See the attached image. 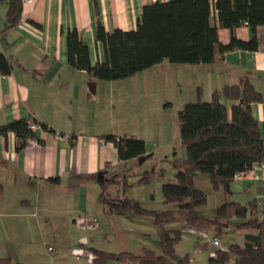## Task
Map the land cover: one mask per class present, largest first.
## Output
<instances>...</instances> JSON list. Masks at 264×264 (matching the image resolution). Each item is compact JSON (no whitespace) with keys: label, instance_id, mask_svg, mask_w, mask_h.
Instances as JSON below:
<instances>
[{"label":"crops","instance_id":"obj_1","mask_svg":"<svg viewBox=\"0 0 264 264\" xmlns=\"http://www.w3.org/2000/svg\"><path fill=\"white\" fill-rule=\"evenodd\" d=\"M169 1L174 0H39L22 5L20 22L10 26V0H0V53L14 63L11 74L0 75V122L29 119L38 125L36 144H29L22 152L16 150L13 133L0 136V260L9 259L12 264L32 259L33 264H93L76 258L77 248L101 249L113 242L108 231L115 223L112 215L104 212V195H118L121 178L127 174L130 181L139 163L152 157L155 148L145 142L143 156L124 162L103 136L141 138L135 130L130 132L120 125L126 112L125 97L139 81V93L144 97L148 78H155L146 71L159 69L167 62L125 80L98 81L69 64L67 37L71 31L78 32L95 66L106 60L105 46L97 39L99 25L109 33L134 31L144 7ZM212 24L218 27L220 43L229 44L233 33L219 27L216 10ZM234 35L243 41L253 36L247 25L236 29ZM257 37L260 45L256 52L232 51L210 65L188 69V65L168 67L173 66L170 68L182 74L181 78L188 73L198 79L200 73L207 83L201 88L208 99L216 90L237 84L244 77L264 93L263 26L258 27ZM252 112L257 121L264 123V102L253 104ZM118 122L120 126H116ZM43 124L55 132L42 129ZM261 165L255 164L245 177L222 187L227 201L247 205L254 200L256 217L262 221ZM94 221L98 227L89 229ZM138 224L154 225L150 218H142ZM34 240L45 243L43 252L32 249ZM47 246L54 251H47Z\"/></svg>","mask_w":264,"mask_h":264},{"label":"trees","instance_id":"obj_2","mask_svg":"<svg viewBox=\"0 0 264 264\" xmlns=\"http://www.w3.org/2000/svg\"><path fill=\"white\" fill-rule=\"evenodd\" d=\"M216 10L219 27L233 33L229 44L219 40L218 27L212 24ZM9 24L20 22L22 4L10 0ZM243 25L252 30L249 41L238 39L234 32ZM264 27V0H174L144 7L136 30L107 32L102 25L97 28V39L103 43L106 60L91 65L89 49L77 31L68 33L69 64L86 71L98 81L114 82L131 78L167 61L176 66L210 65L219 57L232 51L259 50L257 29ZM13 59L0 53V75L13 71ZM195 102H187L178 113L180 136L186 149V159L176 160V180L164 184L162 193L166 205H177L178 214L168 210H148L137 199L126 195L127 174L119 181L120 191L113 197L105 193L103 205L107 215L150 218L158 232L161 253L175 254L183 231L171 227L182 221L188 227L202 230L226 229L231 220L239 219L238 229L244 233L242 244H228L225 250L218 249L209 264H264V220L256 217L257 204L247 205L226 201L217 208L213 218L199 211L207 204L206 193L195 186L199 174L207 175L216 189L233 181L237 173H247L255 164L264 163V123L255 119L252 105L264 102V93L257 90L249 77L237 84L225 85L216 90L211 99H204L198 87ZM34 120L19 119L8 124L0 122V136H15L17 152L36 139L30 123ZM42 129L55 132L47 125ZM112 143L121 161H130L146 153V143L133 136L104 135ZM144 178L139 183H145ZM3 186L0 184V195ZM96 258L93 264H107L118 260L126 264H159L156 250L142 249L138 254H119L91 248ZM0 264H12L9 259ZM178 264H189L185 260Z\"/></svg>","mask_w":264,"mask_h":264},{"label":"rangeland","instance_id":"obj_3","mask_svg":"<svg viewBox=\"0 0 264 264\" xmlns=\"http://www.w3.org/2000/svg\"><path fill=\"white\" fill-rule=\"evenodd\" d=\"M168 65L173 64L167 62L159 69L146 71L149 77L152 78L153 75L155 78L153 81H149L148 78V88L145 87L142 93L144 97L139 93L140 81L134 83L133 92L128 89L129 92L125 97L126 104L124 106L126 112L121 120L123 123L120 125L129 128L130 132L135 130L138 133L137 136H140L152 148H155L152 157L148 158L146 162L142 160V163H139L141 166L137 167L136 165L137 170L128 181L126 195L131 199L139 197L143 207L148 210H168L178 214V206L166 205L162 193L164 184L173 182L171 180L176 178L175 161L185 160L187 156L180 136V123L177 112L186 100H188L187 102H195L198 93L197 88L203 87V85L205 87L207 83L201 79L200 73L197 75L198 79L188 73V75L186 74L181 78L182 74L170 68L173 66L168 67ZM188 67L191 66H187V69ZM128 88H130V85ZM205 90L207 91L208 88H205ZM206 95L204 98L209 101L210 99ZM120 125L118 122L116 126ZM144 178L148 181L140 184L139 182ZM195 186L206 193L207 196V204L199 212L207 218H213L217 208L227 201L224 187L219 186L216 189L212 180L205 174H199L196 177ZM111 217L115 224L112 226L113 230L110 229L108 234L111 235L113 242L106 243V245L104 243L105 246L101 247V250H111L107 252L116 254L121 252L138 254L142 248L156 250L159 264H178L180 260H185L189 264H209L210 258H213L216 250H218L212 243L213 239L220 241L224 247L228 244H242L244 241V233L238 229V225L242 221L237 218L231 220L229 230L221 228L217 230L215 228L214 230L195 229L179 221L171 227L181 228L183 231L182 238L176 246L175 254L164 256L160 250L158 232L154 225H139L138 222L141 219L137 217L117 215ZM145 233L149 234L148 237L144 236ZM78 243L81 244L80 241ZM31 246L34 251L42 250L43 252V249H45V243L40 242V240H34ZM48 247H46L47 251H49ZM120 248H122L121 252ZM77 250H79V247ZM75 257L77 258V256ZM32 260L24 261V264H33ZM48 264H50L49 261ZM107 264H125V262L113 259Z\"/></svg>","mask_w":264,"mask_h":264},{"label":"built area","instance_id":"obj_4","mask_svg":"<svg viewBox=\"0 0 264 264\" xmlns=\"http://www.w3.org/2000/svg\"><path fill=\"white\" fill-rule=\"evenodd\" d=\"M38 1L39 0H20L22 5H31V4H34V3L38 2ZM30 128H31L32 131L35 132L36 129L38 128V125L36 123H34V122H31L30 123ZM29 144H36V141L34 139L30 140ZM261 167L264 169V163H262ZM245 175H246V173H243V172L237 173L234 176V179H242L243 177H245ZM97 227H98V222H96V221H94L92 224L88 225L89 229H94V228H97ZM212 243L218 249L225 250V247L222 246L221 242L218 241L217 239H214L212 241ZM48 250L49 251H54V248L49 247ZM75 255L77 256L78 259L86 258V259L91 260V261H93L96 258L94 252L91 249L86 248V247H81V248H79V250H76L75 251Z\"/></svg>","mask_w":264,"mask_h":264}]
</instances>
